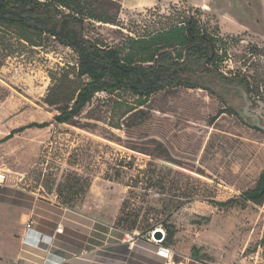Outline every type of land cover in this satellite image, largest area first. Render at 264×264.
<instances>
[{
    "label": "rangeland",
    "instance_id": "374dc122",
    "mask_svg": "<svg viewBox=\"0 0 264 264\" xmlns=\"http://www.w3.org/2000/svg\"><path fill=\"white\" fill-rule=\"evenodd\" d=\"M109 14H118L116 25L86 23V37L121 46L191 17L172 2L118 13L112 5ZM17 35L0 34V190L26 200L0 199L3 264L17 251L19 211L36 201L84 217L100 246L146 241L161 229L171 264H264V201L240 199L264 171L263 47L238 36L221 65L248 80L250 108L238 90L213 81L202 83L209 91L166 88L141 107L126 90L98 93L68 124H57L59 106L45 98L75 93V56L50 38L28 34L40 45L31 47ZM224 109L231 113L219 115Z\"/></svg>",
    "mask_w": 264,
    "mask_h": 264
},
{
    "label": "trees",
    "instance_id": "16d2710c",
    "mask_svg": "<svg viewBox=\"0 0 264 264\" xmlns=\"http://www.w3.org/2000/svg\"><path fill=\"white\" fill-rule=\"evenodd\" d=\"M112 5L118 13L121 7L113 0H0V34L14 31L19 41L31 47L40 45L28 39V34L38 39L50 38L75 56V65L70 67L73 80H69L77 83L75 93L52 100L50 92L45 98L46 104L59 106L58 115L53 117L55 123L68 124L98 93L113 96L122 90L129 91L140 107L166 88L208 90L202 83L213 81L227 90H242L249 99L248 80L232 70L221 69L238 36L221 35L216 25L204 20V13L188 8L191 17L185 22L130 38L121 46L103 45L86 37V23L116 25L118 14L114 18L109 14ZM223 113L231 110L218 112ZM240 199L253 204L264 201V171L255 187L242 193ZM231 202L219 205L227 206ZM70 203L64 201L63 207H72ZM164 241L163 245L169 248Z\"/></svg>",
    "mask_w": 264,
    "mask_h": 264
},
{
    "label": "crops",
    "instance_id": "0c3cea01",
    "mask_svg": "<svg viewBox=\"0 0 264 264\" xmlns=\"http://www.w3.org/2000/svg\"><path fill=\"white\" fill-rule=\"evenodd\" d=\"M116 1L121 11L150 9L166 2L182 4L204 13L211 24L218 27L221 35L243 37L264 48V0ZM37 202V206L25 208L24 212L19 211L21 229L14 231L18 246L9 264H171L157 257L156 246L149 241L136 239L132 244H111L107 247L93 244L91 235L94 227L84 217L58 206ZM10 207L14 209L16 206ZM31 220L33 229L30 238L38 240L37 243L26 242L24 239L25 226ZM57 225L64 227L62 234H54ZM29 246L39 251L33 252ZM0 255V264H3L1 251ZM187 264L214 263L192 258Z\"/></svg>",
    "mask_w": 264,
    "mask_h": 264
},
{
    "label": "built area",
    "instance_id": "2783aa9c",
    "mask_svg": "<svg viewBox=\"0 0 264 264\" xmlns=\"http://www.w3.org/2000/svg\"><path fill=\"white\" fill-rule=\"evenodd\" d=\"M6 180V175L4 173H1L0 172V185H2ZM32 225H33V222L32 220L30 222H28V224L25 226V236H24V239H26V242H33V243H37L38 240L35 239V241H33V238H30V233L32 231ZM64 230V227L62 225H57L56 228H55V231H54V234L56 235H59V234H62ZM110 232L112 234L117 235L119 234V231L115 228H109ZM160 231V239H154L153 238V233L154 231L150 234V239L148 240L149 242H151L152 244H154L156 246V255L157 257L163 259L165 262L169 263L171 262L172 260V256H173V251L168 248V247H165L163 245V241H164V238H165V234L163 233L162 230H158ZM128 236V235H127ZM115 244V243H114ZM113 245V244H112ZM116 245H119V244H116ZM108 246H111L108 245Z\"/></svg>",
    "mask_w": 264,
    "mask_h": 264
},
{
    "label": "bare ground",
    "instance_id": "6f19581e",
    "mask_svg": "<svg viewBox=\"0 0 264 264\" xmlns=\"http://www.w3.org/2000/svg\"><path fill=\"white\" fill-rule=\"evenodd\" d=\"M0 199L1 200H5V201H9V202H15V201H17V202H19V203H22V202H24V200H26L23 196H21L20 194H15V192L14 193H10V192H7L6 194L3 192V191H1L0 190ZM5 198V199H4ZM138 244L140 245V243L138 242ZM31 249H32V251L34 252H37V250H36V248H33L32 246H29ZM30 248H28V249H30Z\"/></svg>",
    "mask_w": 264,
    "mask_h": 264
},
{
    "label": "water",
    "instance_id": "95a60500",
    "mask_svg": "<svg viewBox=\"0 0 264 264\" xmlns=\"http://www.w3.org/2000/svg\"><path fill=\"white\" fill-rule=\"evenodd\" d=\"M239 91H240L241 97L243 98L245 108H248L250 106L248 96L242 90H239ZM160 234H161L160 231L158 230L154 231L153 238L157 240L160 239Z\"/></svg>",
    "mask_w": 264,
    "mask_h": 264
},
{
    "label": "flooded vegetation",
    "instance_id": "af4514ba",
    "mask_svg": "<svg viewBox=\"0 0 264 264\" xmlns=\"http://www.w3.org/2000/svg\"><path fill=\"white\" fill-rule=\"evenodd\" d=\"M248 108H250V106Z\"/></svg>",
    "mask_w": 264,
    "mask_h": 264
}]
</instances>
